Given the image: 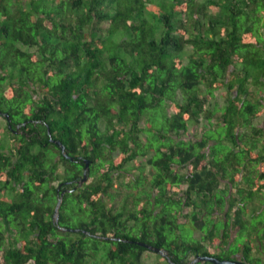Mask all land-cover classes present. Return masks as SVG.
Listing matches in <instances>:
<instances>
[{
	"label": "trees",
	"instance_id": "trees-1",
	"mask_svg": "<svg viewBox=\"0 0 264 264\" xmlns=\"http://www.w3.org/2000/svg\"><path fill=\"white\" fill-rule=\"evenodd\" d=\"M261 92L264 0H0V264H264Z\"/></svg>",
	"mask_w": 264,
	"mask_h": 264
},
{
	"label": "rangeland",
	"instance_id": "rangeland-1",
	"mask_svg": "<svg viewBox=\"0 0 264 264\" xmlns=\"http://www.w3.org/2000/svg\"><path fill=\"white\" fill-rule=\"evenodd\" d=\"M190 46H188L186 48V53L185 55L190 51ZM258 87L254 86L252 87L250 90H252L253 92H257V95L259 94L258 92ZM214 97L211 99V103L214 105V104H217L218 106H221L224 104L225 102V96H226V89L225 88H219L218 90H216L214 92ZM261 95L264 94V92H261L260 93ZM252 123L253 125L257 126V127H262L264 128V113H262L260 116L254 118L252 120ZM205 125L208 126L206 120L200 116L198 118V120L196 121H192L189 123V128H188V131L186 133V138L190 137V136H200L202 131L204 130L205 128ZM0 140H2V143L4 144L5 146V149H7V146L9 144H11V140L9 138V135L7 134L6 132V129H5V122L3 121L2 118H0ZM116 154V152L114 153ZM146 157H139L138 158V162L140 163H143L145 164L146 163ZM129 164H133V162L129 163ZM148 165H147V169H148ZM133 173L137 172L136 169L132 171ZM184 187V186H182ZM12 192H9L8 190H0V199H3V200H7L9 201V199L11 198V194ZM118 201V198L116 197L115 199V202ZM109 202V200H108ZM190 208L189 207H186L184 209V212H187L189 211ZM180 221H184V218H180L179 219ZM189 225H187L188 227ZM0 230H2L3 228V232L7 231L8 232V229L5 228V226H0ZM189 230V229H188ZM195 235L196 236H200V232L196 231L195 232ZM8 236V234L6 235ZM4 246L8 244V238L6 237L5 240H3V243H2ZM142 262L144 264H169L167 258L165 257V254H161V253H156L154 251H150V250H147V251H144L143 255H142Z\"/></svg>",
	"mask_w": 264,
	"mask_h": 264
},
{
	"label": "water",
	"instance_id": "water-1",
	"mask_svg": "<svg viewBox=\"0 0 264 264\" xmlns=\"http://www.w3.org/2000/svg\"><path fill=\"white\" fill-rule=\"evenodd\" d=\"M5 116L8 117V114L6 113ZM55 142L59 146V148H60L61 152L63 153L64 157L72 160V157H70L65 151V145H63V143L61 141H59V140H56ZM84 161H85V169H84V174H83V178H82L81 182H84L87 179L86 171L89 170V160L88 159H84ZM57 190H59V186L57 187ZM63 193L64 192H61L59 194V198L57 199V202H56V205H55V208H54L53 220L55 222H57L58 218H59V207H60V204H61V201H62V198H63ZM134 242H136L140 246H143V247L147 248L148 250H153L155 252H159L161 254H165V252H164V250L162 248L153 246L151 244H148V243H145V242H142V241H134ZM197 261H208V262H211L213 264H249L248 262H246V261H244V260H242V259H240L238 257H232V258H229V259H219V258H217L215 256L200 255V254H197L194 257V259L192 260V263H195Z\"/></svg>",
	"mask_w": 264,
	"mask_h": 264
},
{
	"label": "flooded vegetation",
	"instance_id": "flooded-vegetation-1",
	"mask_svg": "<svg viewBox=\"0 0 264 264\" xmlns=\"http://www.w3.org/2000/svg\"><path fill=\"white\" fill-rule=\"evenodd\" d=\"M5 115V113H2V112H0V118H2L3 119V121L5 122V119L3 118V116ZM19 125L20 124H18V125H16V127H15V129H13L14 130V132L15 133H19L20 132V130H19ZM50 140V142L51 143H53V144H56V140H59L58 138H50L49 139ZM60 141V140H59ZM57 145V144H56ZM64 145V144H63ZM57 147L59 148V146L57 145ZM60 149V148H59ZM61 154L63 155V153L61 152ZM69 155V154H68ZM64 156V155H63ZM70 157H72V162H74L75 164H77V165H79V166H81V169H82V172H81V174H80V176L77 178V179H74V181H72V186H73V189L74 188H77L78 186H81L83 183H85L86 182V180L84 181V182H81V180H82V178H83V174H84V169H85V161H84V159L82 160L81 158H78V156H77V158H75V157H73V156H71V155H69ZM60 168H62V170L60 169ZM64 166H62V165H60V167H59V173H63V171H64ZM88 172H89V170L88 171H86V174H87V177H88ZM59 184H58V186H59V190H57V192L60 194L61 192H64L63 193V195L70 189L69 188V183H71L69 180H66V181H61V182H58ZM62 184H64V185H62ZM66 184V185H65ZM70 190H72V189H70ZM148 250V249H147ZM151 251V250H150Z\"/></svg>",
	"mask_w": 264,
	"mask_h": 264
},
{
	"label": "bare ground",
	"instance_id": "bare-ground-1",
	"mask_svg": "<svg viewBox=\"0 0 264 264\" xmlns=\"http://www.w3.org/2000/svg\"><path fill=\"white\" fill-rule=\"evenodd\" d=\"M159 253V252H158Z\"/></svg>",
	"mask_w": 264,
	"mask_h": 264
}]
</instances>
